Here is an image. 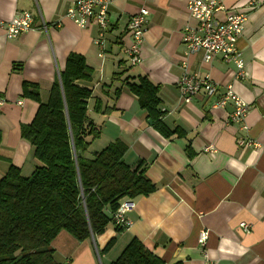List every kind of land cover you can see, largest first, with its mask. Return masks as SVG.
Returning <instances> with one entry per match:
<instances>
[{
  "label": "crops",
  "instance_id": "crops-1",
  "mask_svg": "<svg viewBox=\"0 0 264 264\" xmlns=\"http://www.w3.org/2000/svg\"><path fill=\"white\" fill-rule=\"evenodd\" d=\"M74 1L0 0V20L24 11L34 16L33 28L16 39H7L0 28V94L7 100L0 109V181L11 166L29 177L41 165L21 137L22 126L33 121L39 107L25 98L24 85L37 86L45 103L53 84L60 82L68 55L76 53L93 70L90 82H80L92 90L87 115L101 132L90 149L98 145L95 152H100L117 140L123 142L125 163L135 167L143 161L156 190L129 198L134 203L127 214L133 223L129 229L110 222L101 235L84 242L61 232L53 242L56 261L111 264L136 239L164 264H264V0H221L229 12L248 15L237 43L248 74L243 79H237L236 68L220 56L207 63L201 52L187 54L184 38L197 27L188 0H110L103 48L95 44V21L84 29L66 17ZM142 9L149 11L142 61L132 66L126 28ZM183 63L189 72L209 76L222 91L233 86L249 104V130L227 122L234 110L231 104L214 109L215 98H182L177 84ZM139 78L159 87L162 123L180 133L166 138L154 128L127 87L138 84ZM97 102L111 111L95 112ZM244 139L259 147L240 145ZM209 146L215 150L205 151ZM203 230L209 234L207 258L199 245ZM113 239V247L103 252Z\"/></svg>",
  "mask_w": 264,
  "mask_h": 264
},
{
  "label": "trees",
  "instance_id": "trees-1",
  "mask_svg": "<svg viewBox=\"0 0 264 264\" xmlns=\"http://www.w3.org/2000/svg\"><path fill=\"white\" fill-rule=\"evenodd\" d=\"M48 100L43 103L38 87L24 85L25 98L39 103L29 125L21 128V137L34 148L41 165L25 177L11 166L0 181V264H59L53 242L67 232L79 242L101 235L123 199L148 196L156 190L145 175V163L135 167L125 163L127 146L117 140L100 152L87 156L100 129L88 117V100L92 90L80 82H90L93 70L85 58L70 53ZM154 128L169 138L163 123L159 87L147 78L127 84ZM121 89L116 90L118 96ZM99 102L97 113H108ZM1 140V132H0ZM115 240L103 252H108ZM111 264H164L134 239Z\"/></svg>",
  "mask_w": 264,
  "mask_h": 264
},
{
  "label": "built area",
  "instance_id": "built-area-1",
  "mask_svg": "<svg viewBox=\"0 0 264 264\" xmlns=\"http://www.w3.org/2000/svg\"><path fill=\"white\" fill-rule=\"evenodd\" d=\"M110 0H75L66 17L78 27L87 29L93 21L99 26V34L95 44L101 48L105 43V34L109 25ZM188 11L191 17L196 20L197 27L190 31L184 38L187 54L202 53L205 62L220 56L228 64L235 68V77L243 79L247 77L245 62L241 51L237 47L239 38L242 36L247 14L229 12V9L221 0H188ZM149 11L142 9L138 14L132 16L127 24L126 32L129 36V46L126 54L132 66L141 63V48L145 37V29ZM34 16L31 12L24 11L17 13L11 20H0V28L4 30L5 37L9 40L16 39L23 33L33 28ZM102 55V54H101ZM183 75L178 81L177 87L182 98L190 102L194 97L200 95L215 98L214 109H224L228 104L233 105L234 110L229 114V124L240 125L243 130H249L245 120L249 112V104L242 99L234 90L232 85L223 89L215 84L209 76L202 78L198 74L188 71L187 64L183 63ZM7 103V100L0 94V109ZM22 105L23 102H18ZM164 112V111H163ZM240 145L259 147L253 140H239ZM215 149L209 146L205 151L213 152ZM134 203L124 200L119 208L112 213L113 224L119 229H129L133 223L127 217ZM240 227L249 232L250 227L242 223ZM209 234L203 230L199 236V245L203 256L207 258L205 249Z\"/></svg>",
  "mask_w": 264,
  "mask_h": 264
},
{
  "label": "rangeland",
  "instance_id": "rangeland-1",
  "mask_svg": "<svg viewBox=\"0 0 264 264\" xmlns=\"http://www.w3.org/2000/svg\"><path fill=\"white\" fill-rule=\"evenodd\" d=\"M97 146H98V145H94L93 148H91V149L88 151V153H87V156H88V157H91V156H92V153H94V152L98 149Z\"/></svg>",
  "mask_w": 264,
  "mask_h": 264
},
{
  "label": "water",
  "instance_id": "water-1",
  "mask_svg": "<svg viewBox=\"0 0 264 264\" xmlns=\"http://www.w3.org/2000/svg\"><path fill=\"white\" fill-rule=\"evenodd\" d=\"M60 84L62 85L61 79H60ZM149 122H150V124L152 123L151 121H149ZM92 237H94V236H92Z\"/></svg>",
  "mask_w": 264,
  "mask_h": 264
}]
</instances>
